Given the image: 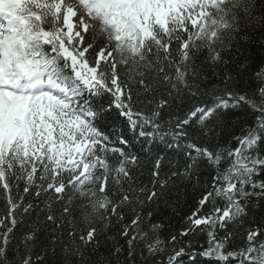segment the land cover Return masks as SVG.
I'll return each mask as SVG.
<instances>
[{
  "label": "snow or ice",
  "instance_id": "obj_1",
  "mask_svg": "<svg viewBox=\"0 0 264 264\" xmlns=\"http://www.w3.org/2000/svg\"><path fill=\"white\" fill-rule=\"evenodd\" d=\"M0 264H264V0H0Z\"/></svg>",
  "mask_w": 264,
  "mask_h": 264
}]
</instances>
